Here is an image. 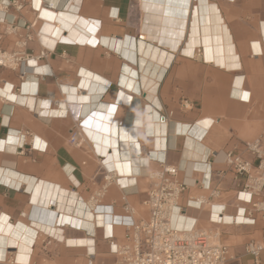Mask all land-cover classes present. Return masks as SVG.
Here are the masks:
<instances>
[{"label":"crops","instance_id":"obj_1","mask_svg":"<svg viewBox=\"0 0 264 264\" xmlns=\"http://www.w3.org/2000/svg\"><path fill=\"white\" fill-rule=\"evenodd\" d=\"M26 1L5 19L37 21L34 32L43 25L42 40L55 50L24 82L19 71L0 70V264H74L76 249L85 257L106 252L105 235L122 243L123 197L135 220L146 219L149 175L162 163L179 167L188 184L175 223L212 228L208 210L192 200L218 188L212 212L226 214L222 242L235 257L229 264H251L245 246L264 243V220L231 223L244 180L222 156L244 153L264 131V0H201L211 14L200 15V42L191 53L184 52L191 11L172 41L152 12L172 5L182 22V0H57L47 8L59 12L54 18ZM74 31L72 42L58 40ZM15 40L7 37L1 48L14 51ZM41 50L37 41L29 45L34 56ZM82 122L86 141L76 148L69 138ZM27 133L32 142L27 137L21 148ZM108 171L116 174L99 203L112 209L95 213L85 203ZM93 224L102 228L95 240L83 231H94Z\"/></svg>","mask_w":264,"mask_h":264},{"label":"built area","instance_id":"obj_2","mask_svg":"<svg viewBox=\"0 0 264 264\" xmlns=\"http://www.w3.org/2000/svg\"><path fill=\"white\" fill-rule=\"evenodd\" d=\"M41 5L52 8L47 0H40ZM26 0H0V70L9 69L19 71L24 80L30 75V70L38 68V62L47 57L55 48H48L42 40L43 25L34 32L37 21L28 24H19L16 20L9 22L5 15L10 10L21 12ZM31 9L37 13L35 0H30ZM9 36L16 38L15 50L8 52L1 48V43ZM39 42L42 47L38 56L29 52V45ZM56 47V46H55ZM1 90V89H0ZM240 100H243L240 98ZM187 109L188 104H184ZM83 127V122L80 124ZM25 140L32 137L30 134L21 135ZM24 140L23 145L26 141ZM85 139L81 135L79 125L71 133L69 142L76 148L83 147ZM34 148V145H33ZM214 159L217 158L213 154ZM222 162L239 180H244L243 188L238 191L236 200V214L230 215L231 223L235 225H255L258 218L264 220V131L254 141L245 143L244 153L236 151L225 152ZM179 167L161 164V167L152 172V186L147 192L144 206L147 208L146 219L135 220L134 209L123 197L125 215L123 218L124 240L118 243L113 234L108 241L110 253L115 256V264H229L235 259L228 245L222 242L221 226L226 225L224 208L219 213H213L217 206L215 201L220 198L218 188L211 189L210 196L198 197L192 203L198 208L208 210L212 228L183 229L175 222L184 213L180 205L188 184L180 178ZM112 171L105 174V184L88 202L95 213L110 211L111 207L100 205V199L105 195L107 188L114 181ZM209 189V188H208ZM191 204V202H190ZM189 204V205H190ZM71 226V224H69ZM88 230L86 235L96 238V230ZM115 247V249H114ZM264 243L252 240L245 246V254L249 256L251 264H261V254ZM97 254L87 252L86 264H95Z\"/></svg>","mask_w":264,"mask_h":264},{"label":"bare ground","instance_id":"obj_3","mask_svg":"<svg viewBox=\"0 0 264 264\" xmlns=\"http://www.w3.org/2000/svg\"><path fill=\"white\" fill-rule=\"evenodd\" d=\"M47 2H49L51 4L52 7H57V0L55 2V0H47ZM37 4V5H36ZM39 4V5H38ZM163 4V3H162ZM189 1L188 0H182V22H179V19H178V12H176L172 5L170 6H163L161 4H158V6H155L153 7L152 9V12L154 13V19L156 21V23H159L161 24V26L159 27V29H164V31L167 33L165 34L164 36H167L166 40H169V41H172L173 37H175V32L177 30V28L180 27V23L182 24V27L185 23V14H187L188 12L191 11L190 15H191V19H190V25H189V29H188V34L189 36H187L188 39H186V43H187V46L185 47L184 49V52H187V53H191L193 52L194 48L196 47V45L200 42L199 38H198V29H199V18H200V15L202 16H206V15H210L211 14V7L209 6H206V5H203V2L201 0H193L192 2V5L193 7L191 9H189ZM35 7L36 8H39V10H43L45 12V16L47 18H54L56 16L59 15V12H50L47 8L49 7H46L44 5H41V3L37 2L35 3ZM177 8V7H176ZM52 9V8H51ZM190 10V11H189ZM177 15V16H176ZM44 17V18H46ZM79 18V17H78ZM49 20V19H48ZM77 20V19H76ZM53 21V19H52ZM66 21V20H65ZM69 23V22H68ZM71 24V23H70ZM75 25V24H74ZM96 25V24H95ZM55 27H57L58 29H61V25L59 24H56L55 23ZM99 27V26H98ZM47 28V26H46ZM182 31H183V28H182ZM160 32V31H159ZM157 34V32H155V35ZM44 35V34H43ZM77 37V31H74L73 33H71L70 37L66 36V35H58V40L60 41H65V42H72L73 39H75ZM47 38V37H46ZM154 39L156 40H161L158 35L154 36ZM49 40V39H48ZM51 41V40H50ZM54 42V41H53ZM99 42V41H98ZM45 43V42H44ZM50 43V42H49ZM55 43V42H54ZM135 43V42H134ZM46 44V43H45ZM52 44V43H51ZM75 44V43H74ZM48 45V44H47ZM54 44L51 45V47L53 46ZM85 46V45H84ZM136 46V45H135ZM167 57V55H165V58ZM200 58V56H199ZM42 71V70H41ZM27 89V88H26ZM0 93H1V90H0ZM27 95V94H26ZM75 109V108H74ZM77 109V108H76ZM77 111V110H75ZM80 127V132H81V135L84 136V128L79 126ZM113 135V134H112ZM116 136V135H115ZM21 138L23 139V143H24V138L21 136ZM103 138V137H102ZM106 139H108L107 137H105ZM113 140V139H112ZM108 141V140H107ZM103 142V141H102ZM20 143V142H19ZM110 145V144H109ZM118 146V145H117ZM110 152V151H109ZM114 152V151H113ZM106 154V152H104ZM107 154H109L107 152ZM132 154V153H131ZM129 155V154H127ZM219 155L220 154H217V157L219 158ZM107 156V155H106ZM111 156V155H110ZM109 157V156H108ZM112 157V156H111ZM130 157V156H129ZM128 157V158H129ZM223 157V156H222ZM123 162V161H122ZM128 162V160H127ZM125 163V162H124ZM114 164H117V162H115ZM127 164V163H126ZM123 167V166H122ZM119 168V167H118ZM124 168V167H123ZM127 168V167H126ZM116 169V167H115ZM124 171V170H123ZM116 172L114 173L113 172V175H115ZM125 174V173H124ZM123 175V174H122ZM73 198H77L76 195H73ZM38 200V199H37ZM51 203V202H50ZM49 203V205H50ZM74 205H75V209H76V203H78V200H74ZM81 205V204H80ZM85 206L88 210L92 211L91 210V206L90 204H88L87 202L85 203ZM84 206V207H85ZM61 208V206L59 207ZM74 209V210H75ZM90 213V212H89ZM91 214V213H90ZM95 215V214H94ZM95 217V216H94ZM98 218V217H97ZM93 220V219H92ZM102 221V220H101ZM89 222V221H88ZM103 222V221H102ZM75 225L77 226H84L83 224L85 223V221L83 220H79L77 218L74 219V222H73ZM103 224V223H102ZM90 225V227L92 226L91 224H88ZM90 227H87V228H83V231H85V229H87L89 232L93 233L94 231L90 230ZM86 230V231H87ZM75 241L73 240H69V243H73L74 244ZM85 242L88 244V241L87 239L85 240ZM79 243V242H78ZM81 244V243H80ZM83 245V244H81ZM115 249V247H114Z\"/></svg>","mask_w":264,"mask_h":264},{"label":"rangeland","instance_id":"obj_4","mask_svg":"<svg viewBox=\"0 0 264 264\" xmlns=\"http://www.w3.org/2000/svg\"><path fill=\"white\" fill-rule=\"evenodd\" d=\"M141 37V36H140ZM122 235L124 237V231L122 230ZM104 244L108 247V250L106 252H97L95 264H115V256L110 253V247L108 241H106ZM79 249H76V253L74 256V264H86L87 258L85 255H83ZM86 254V251H85ZM46 264V263H43Z\"/></svg>","mask_w":264,"mask_h":264}]
</instances>
